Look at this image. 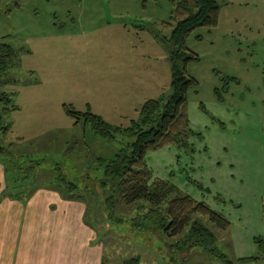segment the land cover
Returning a JSON list of instances; mask_svg holds the SVG:
<instances>
[{"label":"rangeland","instance_id":"rangeland-1","mask_svg":"<svg viewBox=\"0 0 264 264\" xmlns=\"http://www.w3.org/2000/svg\"><path fill=\"white\" fill-rule=\"evenodd\" d=\"M174 7L173 0H0V39L17 48L0 78L15 104L0 143L24 158L41 157L29 183L34 190L59 188L66 196L53 160L71 179L85 170L99 175L91 159L111 155L126 139L94 134L63 104L126 125L141 100L169 94L167 49L157 35L170 33ZM184 44L198 55L186 64L197 81L186 102L192 148L166 143L148 149L145 162L152 177L229 220L221 230L205 218L235 264H264V0L222 2L217 23L193 28ZM81 196L102 264L136 255L137 264H221L199 246L180 251L177 235L133 226L146 209L137 203L117 202L116 218L107 216L99 187ZM251 255L259 258L238 260Z\"/></svg>","mask_w":264,"mask_h":264},{"label":"trees","instance_id":"trees-1","mask_svg":"<svg viewBox=\"0 0 264 264\" xmlns=\"http://www.w3.org/2000/svg\"><path fill=\"white\" fill-rule=\"evenodd\" d=\"M226 1L173 0L175 7L171 19L175 22L171 31L168 35L156 34L167 49L170 92L168 95L145 99L135 109L136 116L130 118L128 124H111L93 111L75 110L63 104L66 113L75 118L74 122L82 119L94 134L106 139H115L119 135L126 138L111 155H97L91 159L93 166L102 167L99 175L85 170L73 175L71 179L66 166L62 169L59 166L61 164L53 160L51 167L58 170L56 176L62 182L63 187H60L67 194L65 197L84 201L82 191L90 192L91 189L99 187L105 193L103 204L107 216L115 214L117 202L127 206L137 203L136 207L141 210L146 208L133 221V226H139V230L152 229L171 237L177 235V247L180 251L199 246L208 254L218 257L221 264H235L217 246V235L205 218L221 230L229 226V220L204 200L195 199L180 192L174 185L152 177L144 158L148 149L166 143L183 146L187 150L192 148L189 138L196 132L189 124L186 102L189 87L197 81L187 72L186 64L197 59L198 55L184 44V39L199 25H215L219 7ZM16 58L17 48L11 42L0 39V78ZM14 108L11 92L0 89V133L8 130L10 121L7 116ZM40 159L41 157L24 158L19 153L12 152L8 145L0 143V163L4 175L7 176V183L1 189L0 196L26 199L34 190V186L29 183L33 181L32 176L36 174L35 169H38ZM82 175L85 177L83 181L73 180ZM140 219L144 221L141 225L138 221ZM257 258L259 255H251L238 260L253 261ZM138 261L139 256L136 255L123 264H137Z\"/></svg>","mask_w":264,"mask_h":264},{"label":"crops","instance_id":"crops-1","mask_svg":"<svg viewBox=\"0 0 264 264\" xmlns=\"http://www.w3.org/2000/svg\"><path fill=\"white\" fill-rule=\"evenodd\" d=\"M3 185L0 164V191ZM58 189L33 190L25 202L0 200V264H101L102 243L85 201Z\"/></svg>","mask_w":264,"mask_h":264}]
</instances>
